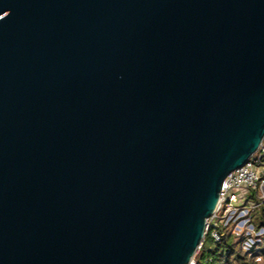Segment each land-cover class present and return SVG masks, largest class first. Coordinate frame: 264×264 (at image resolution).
Returning <instances> with one entry per match:
<instances>
[{
  "label": "water",
  "instance_id": "1",
  "mask_svg": "<svg viewBox=\"0 0 264 264\" xmlns=\"http://www.w3.org/2000/svg\"><path fill=\"white\" fill-rule=\"evenodd\" d=\"M264 143V0H0V264H194Z\"/></svg>",
  "mask_w": 264,
  "mask_h": 264
},
{
  "label": "built area",
  "instance_id": "2",
  "mask_svg": "<svg viewBox=\"0 0 264 264\" xmlns=\"http://www.w3.org/2000/svg\"><path fill=\"white\" fill-rule=\"evenodd\" d=\"M264 143L243 167L225 180L218 208L208 220L206 235L221 241L219 228L228 229L249 258L264 263V228L257 229L253 215L264 205ZM196 264V263H194Z\"/></svg>",
  "mask_w": 264,
  "mask_h": 264
},
{
  "label": "trees",
  "instance_id": "3",
  "mask_svg": "<svg viewBox=\"0 0 264 264\" xmlns=\"http://www.w3.org/2000/svg\"><path fill=\"white\" fill-rule=\"evenodd\" d=\"M253 223L257 229L264 228V205L253 215ZM219 232L220 242H216L210 234L206 235L197 253L196 264H259L257 260L249 258L243 252L240 243L228 229L220 227ZM262 248L264 258V237Z\"/></svg>",
  "mask_w": 264,
  "mask_h": 264
},
{
  "label": "rangeland",
  "instance_id": "4",
  "mask_svg": "<svg viewBox=\"0 0 264 264\" xmlns=\"http://www.w3.org/2000/svg\"><path fill=\"white\" fill-rule=\"evenodd\" d=\"M261 264H264V263H261Z\"/></svg>",
  "mask_w": 264,
  "mask_h": 264
}]
</instances>
